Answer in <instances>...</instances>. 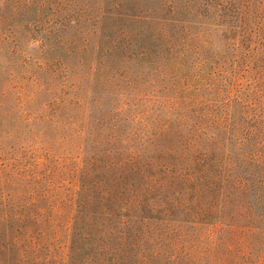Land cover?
Returning <instances> with one entry per match:
<instances>
[{"label": "trees", "instance_id": "trees-1", "mask_svg": "<svg viewBox=\"0 0 264 264\" xmlns=\"http://www.w3.org/2000/svg\"><path fill=\"white\" fill-rule=\"evenodd\" d=\"M157 3L173 61L197 70L168 117L98 116L57 75L0 89V264H253L264 248V100L240 146L236 93L264 61L255 0Z\"/></svg>", "mask_w": 264, "mask_h": 264}, {"label": "rangeland", "instance_id": "rangeland-1", "mask_svg": "<svg viewBox=\"0 0 264 264\" xmlns=\"http://www.w3.org/2000/svg\"><path fill=\"white\" fill-rule=\"evenodd\" d=\"M157 1L0 0V89L8 87L11 76L18 78L17 73L26 78H15L11 85L25 82L31 89L39 75L44 86L51 75H57L55 79L67 78L63 87L78 91L98 116H108L116 105L125 108L136 103L137 120L144 109L168 117L167 108L188 101L192 87L184 82L197 70L193 63L173 61L177 50L172 42L180 30L150 16L147 8L153 3L157 7ZM255 4L261 48L264 0ZM193 30L198 32V27ZM213 38H217L214 33ZM258 58L251 76H237L240 146L250 131L253 140L257 113L262 109L259 98L264 100V61ZM120 94L124 96L119 98ZM3 99L4 105L18 102L12 95ZM242 147L240 152H248L252 146ZM254 257L253 264H264V248H257Z\"/></svg>", "mask_w": 264, "mask_h": 264}]
</instances>
